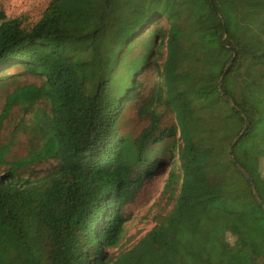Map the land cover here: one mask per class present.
I'll list each match as a JSON object with an SVG mask.
<instances>
[{"label": "trees", "instance_id": "obj_1", "mask_svg": "<svg viewBox=\"0 0 264 264\" xmlns=\"http://www.w3.org/2000/svg\"><path fill=\"white\" fill-rule=\"evenodd\" d=\"M172 25L182 82L146 91ZM0 92V264H264V0H50L30 26L0 13ZM128 101L146 121L136 136L121 129ZM16 109L27 150L8 159ZM174 149L173 206L112 253L125 206Z\"/></svg>", "mask_w": 264, "mask_h": 264}, {"label": "rangeland", "instance_id": "obj_2", "mask_svg": "<svg viewBox=\"0 0 264 264\" xmlns=\"http://www.w3.org/2000/svg\"><path fill=\"white\" fill-rule=\"evenodd\" d=\"M50 0H0V13L7 19L18 17L25 26H30L41 16L42 12L48 5ZM167 26L165 27V29ZM180 43L178 29L172 25L168 29V36L165 37L164 45L161 49V54L155 59V62L146 69L139 77L142 81L144 89H147L155 82L162 81L171 86H179L182 82L181 78L175 72L176 55L175 49ZM139 45L134 47L135 52L139 51ZM133 53L128 58L133 57ZM152 59V60H154ZM170 60L169 73H161L159 75L158 69L162 67L164 60ZM162 69V68H161ZM17 67H12L6 73L15 72ZM121 70H119L120 72ZM32 80V78H27ZM40 106L44 107V103L40 102ZM3 105V96L0 92V110ZM134 101H128L122 110V117L120 119L121 129L124 133H129L136 136L138 132L145 126L146 121L140 119L136 115ZM15 117L5 122L2 131L3 141H11L10 151L7 158L15 156H22L27 150L26 134L19 131L17 134H12V129L17 122L19 115H22L17 109L13 113ZM31 114H23L22 119L29 122ZM172 115L167 114L164 119L165 123L171 121ZM164 159L165 164L159 167L155 173L147 179L142 187L138 190L134 200L125 206V214L128 220L125 223V229L122 237L115 248L110 251L114 254L124 251L134 245L143 235L147 232L157 221L161 215H165L168 210L173 206L174 201L168 200L167 196L162 194L163 186L170 170L179 172V160L177 158V150L163 151L160 154ZM52 165L50 160H42L35 164L30 165L23 175L30 179L42 176L48 168ZM260 172L264 176V159L260 160ZM4 166L0 165V173L3 171ZM248 169L252 172L254 178L261 186L260 175L256 168V163L253 161L248 164ZM231 240V237H228Z\"/></svg>", "mask_w": 264, "mask_h": 264}, {"label": "water", "instance_id": "obj_3", "mask_svg": "<svg viewBox=\"0 0 264 264\" xmlns=\"http://www.w3.org/2000/svg\"><path fill=\"white\" fill-rule=\"evenodd\" d=\"M235 141V140H234ZM228 154H231V150H230V148H229V150H228Z\"/></svg>", "mask_w": 264, "mask_h": 264}]
</instances>
